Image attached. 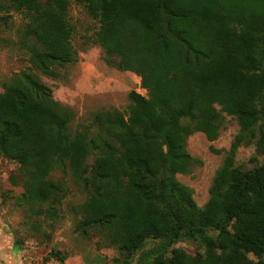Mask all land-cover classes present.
<instances>
[{
	"label": "trees",
	"instance_id": "16d2710c",
	"mask_svg": "<svg viewBox=\"0 0 264 264\" xmlns=\"http://www.w3.org/2000/svg\"><path fill=\"white\" fill-rule=\"evenodd\" d=\"M70 2L97 24L104 63L146 92L73 134V110L39 76L77 61ZM11 14L24 21L17 46L29 68L0 92V159L17 165L15 204L43 217L36 229L52 233L68 177L86 194L74 232L121 264H264V0H0V23ZM225 116L239 134L198 208L176 180L196 164L186 141L214 142ZM242 144L254 147L252 169L234 166ZM181 242L202 252L187 255ZM46 259L65 260L53 249Z\"/></svg>",
	"mask_w": 264,
	"mask_h": 264
},
{
	"label": "rangeland",
	"instance_id": "374dc122",
	"mask_svg": "<svg viewBox=\"0 0 264 264\" xmlns=\"http://www.w3.org/2000/svg\"><path fill=\"white\" fill-rule=\"evenodd\" d=\"M69 25L71 28L70 44L77 61L63 68H55L54 77L40 76L41 81L52 91L54 100L62 99L63 106L73 110L75 118L70 124V133L79 131L83 125L91 122L95 113L117 110L123 114L127 112V94L134 91L141 96L146 92L140 86V79L131 74L132 85L130 90L120 88L116 93L108 94L98 89L82 85L81 73L84 63L93 61L100 75L108 77L119 76L122 72L115 66H108L103 61V52L93 42V34L97 24L93 22L86 10L73 2L69 6ZM20 14H11L10 20L0 23V92L2 87L9 83L11 76L29 68L27 55L17 46L23 27ZM102 79V78H101ZM99 79L100 83H103ZM80 89L87 90L80 93ZM239 134V126L234 118L225 116L218 138L208 142L202 133H194L186 141V152L196 160L191 172L187 175H177L176 180L192 192V198L198 208L204 207L209 200V189L217 170L227 157L235 137ZM254 147L251 144L240 145L234 155V166L242 169H252L256 164ZM17 165L0 159V212L3 220L11 230L15 242L21 247L37 248V254L42 263L53 262L46 259L48 252L56 250L60 257L79 259L84 264H121L117 262V252L100 245L97 248L98 238L84 240L74 232V224L79 219L80 206L86 199V194L77 187L70 178L66 177L67 195L60 207V213L54 229L51 231L44 225L38 230V224L43 217L35 218L26 213L23 208L16 206V197L22 193L21 187L10 184V178L17 173ZM61 174H56L60 178ZM49 234V236L47 235ZM48 236V238H47ZM213 237V233L211 234ZM151 243L147 247H150ZM176 248L182 249L187 255L194 256L202 251L199 246L189 242H181ZM250 260L255 261L252 256Z\"/></svg>",
	"mask_w": 264,
	"mask_h": 264
},
{
	"label": "crops",
	"instance_id": "0c3cea01",
	"mask_svg": "<svg viewBox=\"0 0 264 264\" xmlns=\"http://www.w3.org/2000/svg\"><path fill=\"white\" fill-rule=\"evenodd\" d=\"M81 80L84 87L89 84V87L98 89L101 92L113 94L116 90L120 88L124 90H130L132 85L131 73L122 72L119 76L114 75V77H108L100 75L96 70L95 64L92 61L84 63L82 65ZM102 78V79H101ZM99 79L103 83H100ZM80 93H86L87 90L80 89ZM62 104L65 100L61 98L55 100ZM3 214L0 212V264H45L42 263L37 254V248L34 247H21L18 245L12 236L11 230L3 220ZM46 264H54L53 262H48ZM62 264H84L79 259H68Z\"/></svg>",
	"mask_w": 264,
	"mask_h": 264
}]
</instances>
